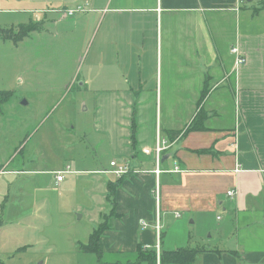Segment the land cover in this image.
Masks as SVG:
<instances>
[{"label": "crops", "instance_id": "1", "mask_svg": "<svg viewBox=\"0 0 264 264\" xmlns=\"http://www.w3.org/2000/svg\"><path fill=\"white\" fill-rule=\"evenodd\" d=\"M3 12L15 21L1 35L47 50L0 89L8 215L17 192L47 220L79 214L88 238L73 249L104 226L98 264H168L181 248L194 264H264V0H0ZM22 25L35 29L14 38ZM86 92L93 152L67 161Z\"/></svg>", "mask_w": 264, "mask_h": 264}, {"label": "rangeland", "instance_id": "2", "mask_svg": "<svg viewBox=\"0 0 264 264\" xmlns=\"http://www.w3.org/2000/svg\"><path fill=\"white\" fill-rule=\"evenodd\" d=\"M10 14L6 12L0 13V27L14 23L15 18L13 19ZM91 28L92 26L89 27L88 33L91 32ZM25 45V43L21 44L20 42L6 39L4 35L0 36V89L2 87L15 89L13 87L17 85L16 78L20 76L24 79V71L35 65L36 59L33 56L36 55L33 54L40 53L43 55L47 53L43 45L40 49L33 48V54L26 51ZM26 52L30 53V56ZM82 62L80 60L79 65ZM39 63L35 68L39 67V70H43L46 65L42 61H39ZM78 84L77 82L73 88L71 87V93L66 96L65 103L71 100V95H75L78 92ZM92 99L93 92H86L85 100L87 106L84 101L79 105L81 106L79 108L80 115L83 117L81 121H77L78 126L75 132L76 140H81L82 142L81 149H73L72 147L67 149V161H72L71 157L75 160L81 159L83 161L85 158H89L93 152V116L86 111V107L91 109ZM20 102H22V99L17 94L16 103L21 104ZM19 118L21 117H14V121ZM96 136L98 137L99 135ZM7 139L10 140L9 136ZM38 143L39 139L27 148L37 151ZM27 148L25 151H27ZM104 150L105 147H103ZM20 186L21 183L15 190L18 191ZM15 198L16 205L20 209L11 215L6 213L5 203L0 202V264H98L96 262L97 254L83 252L79 247L72 248L73 240L86 241L88 238L87 226L83 220H79V214H77L78 221L76 220V215L73 214L70 220L71 224L66 222V216L55 221L51 219L50 221L47 220V218L50 219L47 215L40 217L38 213H31V200L30 203L26 202L27 205L22 206L20 202L23 197L19 192H17ZM25 212H28L29 215ZM22 218L24 219L21 220ZM46 228L47 230H45Z\"/></svg>", "mask_w": 264, "mask_h": 264}, {"label": "trees", "instance_id": "3", "mask_svg": "<svg viewBox=\"0 0 264 264\" xmlns=\"http://www.w3.org/2000/svg\"><path fill=\"white\" fill-rule=\"evenodd\" d=\"M35 29V25H29V26H24L22 25V28L19 31V35H14V38H21L24 37L25 35L29 34L32 30ZM5 35V34H2ZM1 36V34H0ZM7 37L10 36V34L7 32L6 35ZM135 127V126H134ZM178 131L173 132L174 135L178 134ZM112 186H109V198L111 197L112 194ZM111 199V198H110ZM111 201L115 204L114 199H111ZM106 228L104 226H102L101 228H99L98 230H95L91 237H90V241L88 242V244H78L80 246V249L83 252H92L95 253L97 255L100 256L101 251H100V247H99V238L101 236V233L105 230ZM188 249H179L175 252H170L168 254V264H194L198 254H196L197 252L194 250H188Z\"/></svg>", "mask_w": 264, "mask_h": 264}, {"label": "built area", "instance_id": "4", "mask_svg": "<svg viewBox=\"0 0 264 264\" xmlns=\"http://www.w3.org/2000/svg\"><path fill=\"white\" fill-rule=\"evenodd\" d=\"M79 10H83L82 7L79 6L77 9H70V10H68V14L69 15H74ZM232 53L236 57L235 58V63H234L235 69L238 66H240L241 64H244L246 62V57L241 54V52H240V50H239V48L237 46H235V47L232 48ZM164 148L165 147H164V144L163 143H158V145H157V152H160ZM111 165L115 167V169L113 170V173H115L119 177L122 176V174H124V173L127 172V167L126 166H122V165L117 166L115 161H113L111 163ZM64 173H65V171H62V172H60V174L57 175V181L58 182H60V181L63 180ZM228 193H229V195L233 196L235 194V191L234 190H230ZM143 223L146 224V222H143ZM157 228L159 229L160 226L157 225ZM158 264H160V262Z\"/></svg>", "mask_w": 264, "mask_h": 264}]
</instances>
